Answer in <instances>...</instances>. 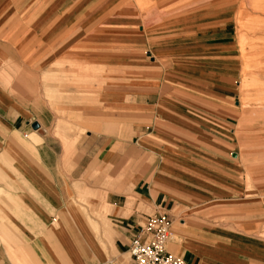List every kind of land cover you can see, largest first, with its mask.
<instances>
[{
    "label": "crops",
    "instance_id": "obj_1",
    "mask_svg": "<svg viewBox=\"0 0 264 264\" xmlns=\"http://www.w3.org/2000/svg\"><path fill=\"white\" fill-rule=\"evenodd\" d=\"M14 1L0 0V68L6 63L22 65L10 87L0 81V241L6 244L0 242V264L124 261L147 215L139 206L150 208V213H168L171 236L166 250L171 253L168 247L172 245L171 254L188 264H264V245L253 238L176 220L173 215L176 209L195 211L226 201L228 156L237 158L227 153V117L224 121L203 119L195 110L185 111V116L174 101L150 103L146 99L138 111L124 106L125 131L119 134L116 122L110 121L116 114L114 106L83 111L92 118L108 117L107 134L105 124H91L94 131L87 138L92 140V149L84 155L90 156L93 172L104 171L109 176L108 189L101 195V204L109 207V213L96 219L72 203L68 178L62 174L63 155L54 150L47 130L51 124L39 115L48 112L53 120L34 93L39 73L24 65L32 62L38 45L46 49L58 35L64 37L51 54L80 36L82 42L101 8L86 17L90 13L85 10L92 3L87 0L71 14L65 9L53 15L50 7L38 11L34 3L25 4L29 0ZM106 27L115 31L130 28ZM133 114L138 123H133ZM130 200L134 204L129 208ZM92 205L98 207L100 202Z\"/></svg>",
    "mask_w": 264,
    "mask_h": 264
},
{
    "label": "rangeland",
    "instance_id": "obj_2",
    "mask_svg": "<svg viewBox=\"0 0 264 264\" xmlns=\"http://www.w3.org/2000/svg\"><path fill=\"white\" fill-rule=\"evenodd\" d=\"M85 1L24 3H34L38 11L50 7L55 15L65 9L71 14ZM88 1L92 3L85 10L90 13L86 17L99 8L101 12L83 41H78L80 36L51 54L64 37L58 35L48 48L38 45L34 62L24 65L39 73L34 93L53 120L48 112L39 115L51 124L47 130L54 150L63 155L62 174L68 178L72 203L96 219L109 213V207L101 204L109 176L93 172L90 156L84 155L92 149V140L87 138L94 131L91 124H105L107 134L108 117L92 118L83 111L114 106L116 114H111L110 121L116 122V133L123 134L124 106L138 111L146 99L150 103L174 101L185 116V111L195 110L203 119L224 121L227 117V153L237 155L235 160L228 156L226 201L195 211L176 209V220L239 232L264 245V0ZM106 26L130 28L115 31ZM21 67L2 65L0 81L5 87L12 85ZM219 95L228 99H216ZM135 117L132 121L138 123ZM98 201V207L92 205ZM133 204L130 200L128 207ZM138 209L146 214L151 211ZM178 227L176 222L174 241Z\"/></svg>",
    "mask_w": 264,
    "mask_h": 264
},
{
    "label": "built area",
    "instance_id": "obj_3",
    "mask_svg": "<svg viewBox=\"0 0 264 264\" xmlns=\"http://www.w3.org/2000/svg\"><path fill=\"white\" fill-rule=\"evenodd\" d=\"M171 236V221L165 211L144 215L138 236L128 246L127 261L107 260L104 264H188L169 253L166 245Z\"/></svg>",
    "mask_w": 264,
    "mask_h": 264
},
{
    "label": "water",
    "instance_id": "obj_4",
    "mask_svg": "<svg viewBox=\"0 0 264 264\" xmlns=\"http://www.w3.org/2000/svg\"><path fill=\"white\" fill-rule=\"evenodd\" d=\"M32 128L34 129V130H36L38 127H37V125H32Z\"/></svg>",
    "mask_w": 264,
    "mask_h": 264
}]
</instances>
